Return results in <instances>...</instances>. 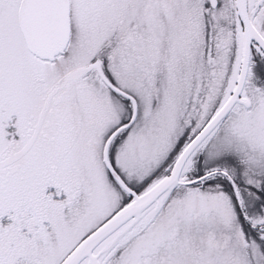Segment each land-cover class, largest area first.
<instances>
[{"label":"snow or ice","instance_id":"1","mask_svg":"<svg viewBox=\"0 0 264 264\" xmlns=\"http://www.w3.org/2000/svg\"><path fill=\"white\" fill-rule=\"evenodd\" d=\"M0 264H264V0H0Z\"/></svg>","mask_w":264,"mask_h":264}]
</instances>
